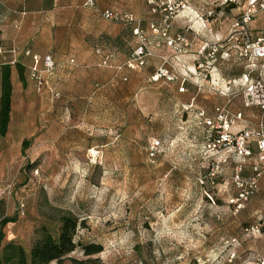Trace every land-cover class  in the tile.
<instances>
[{"label":"rangeland","instance_id":"obj_1","mask_svg":"<svg viewBox=\"0 0 264 264\" xmlns=\"http://www.w3.org/2000/svg\"><path fill=\"white\" fill-rule=\"evenodd\" d=\"M189 2L193 9L204 4ZM138 7L144 11L143 29L157 22ZM235 13L215 9L212 23L219 41L228 35ZM177 21L170 30L185 34L190 47L184 56L172 53L171 67L164 66L175 81H150L163 68L164 56L150 57L137 70H117L135 46L126 39L105 45L108 55L113 50L121 55L118 66L103 68L99 62L104 77L89 88L74 85L68 102L60 93L61 109L49 95L23 87L24 100H13V123L0 148V222L15 219L3 228L2 246L13 242L28 255L35 231L46 226L56 237L57 219L70 213L81 221L77 247L60 264H264V173L258 192L239 200L233 182L238 161L225 148L213 147L206 125L216 107L241 109L238 100L220 95L224 82L241 70L235 61L221 60V52L214 65L205 52L198 78L192 66L184 69L193 64L199 42L182 29L190 23ZM147 41L150 48L162 44L156 35ZM6 42L0 36L5 50ZM90 43L93 51L103 46ZM9 62L8 55L0 57V67ZM12 72L17 73L16 66ZM182 75L184 92L179 91ZM11 81L15 85V77ZM152 139L160 140L161 148L149 159ZM23 140L30 141L24 155ZM91 149L98 151L96 160ZM88 244L100 245L102 252L85 257L81 248Z\"/></svg>","mask_w":264,"mask_h":264},{"label":"built area","instance_id":"obj_2","mask_svg":"<svg viewBox=\"0 0 264 264\" xmlns=\"http://www.w3.org/2000/svg\"><path fill=\"white\" fill-rule=\"evenodd\" d=\"M146 4L151 14L157 17V22L149 25L151 34L159 36L163 46L171 50L174 56H184L190 43L182 32L171 33L172 22L179 20L190 23L182 29L193 33L198 38L200 30L213 35V29L209 23L213 20L215 9L227 8L230 11H236L231 18L226 38L219 41L216 36H213L211 40L201 44L196 56L199 59L208 52L210 62L214 63L216 61L214 56L221 52V60L229 62L234 59L241 67V72L236 78L224 82L225 92H220V95L230 101L238 100L241 109L216 107L213 120L206 122V125L211 128V133L214 135L213 147L225 148L226 153L238 161L234 169L233 182L239 191L238 199L247 201L258 192L259 181L264 173V0H204L203 6L195 9L191 8L189 0H146ZM83 6L95 9L107 22L131 28L136 47L123 66H118L117 70L122 67L128 70L140 69L144 67L148 58L154 56L147 41L148 33L142 27V20L117 10H98L93 0H86ZM96 53L102 57V65L107 66L108 56L102 54L100 49H97ZM3 54L4 50L0 45V56ZM23 57L30 62L25 66L27 79L33 84L35 91L38 94L46 91L51 99H60L61 94L49 84V78L56 69L52 56H39L25 50ZM15 64L17 61L12 62V65ZM165 65L171 67L167 58L162 60L163 68L156 70L150 77V81L178 79L164 67ZM202 67L203 63L196 64L193 75L196 74L197 78L201 76ZM184 81L185 75H182L180 92L185 90ZM246 111L249 113L248 119ZM254 118L256 120L252 123L251 120ZM160 148V140L152 139L146 150L149 159L155 158ZM89 154L91 159L96 160L98 151L91 149ZM246 167L249 168L250 174L243 176Z\"/></svg>","mask_w":264,"mask_h":264},{"label":"crops","instance_id":"obj_3","mask_svg":"<svg viewBox=\"0 0 264 264\" xmlns=\"http://www.w3.org/2000/svg\"><path fill=\"white\" fill-rule=\"evenodd\" d=\"M85 1L86 0H0V36L4 39L6 37L7 42L5 45H7L9 49L5 50L3 45H0L4 50V54H6V56L8 55L10 59L8 64L11 66V69L12 66H21L22 63L20 62H25L23 66L24 83H21L19 78L17 80V73H11V80L15 77L16 83L15 85L14 82L11 83L12 95L9 126L13 123V100L18 98L24 100L23 87H27V84L33 87V84L27 79V68L25 66L29 65L30 62L23 57V52L25 50H29L32 54H37L39 56H52L56 64V69L54 74L49 78V84L61 93L66 102H68L71 99L70 97L74 85L78 86L81 84L89 88L91 82L104 77V72L99 67V62L102 64V57L98 55L96 51H93L90 43L91 41L103 42V46L99 48L105 50H102V53L105 55L107 54L106 56L110 58L109 63L112 66H118V62L122 57L115 50L108 55L107 47H105L107 43L117 46L128 40H134L136 44V40L131 35L130 30L126 29L129 36L125 35L127 33L123 32L124 30L120 28L123 26H117V24L103 20L95 9L83 6ZM93 1L98 10H117L119 12L132 14L140 20H142L141 15L144 11L138 6H144L143 8L147 9L149 16L154 17L146 4V0ZM177 22L180 21L178 20ZM151 23L155 22L151 20L144 30L147 31L148 36L153 37L148 27ZM209 26L213 29V35L207 38L205 36L207 32L205 30H200V35L198 37L199 45L193 55L194 62L192 65L187 64V68L184 66V69L188 70L189 66L195 69L196 64L202 63V57L198 59L196 56L199 47L203 42L209 39L211 40L213 36L217 37V28L213 26L212 22L209 23ZM171 33H173V31H171ZM124 36H126V38ZM156 37L162 42L159 36ZM133 47L127 49V52L132 50ZM151 49L154 54L153 57L157 58L164 56L169 59L172 54L171 50L166 49L163 44L153 45ZM113 56H115L113 59L114 61L112 60ZM127 57L125 58L127 59ZM13 61H17V64L12 65ZM234 61V59L231 60V62ZM207 63L210 65L211 62L207 61ZM104 67L105 66H103V68ZM231 67L227 65L226 68L231 69ZM239 68L241 70V67ZM15 87L16 89H14ZM96 87L97 90L102 89V86ZM45 94L48 95L46 91H43L38 95L43 96ZM88 99L92 100V96L88 97ZM55 103L56 110L61 109L60 104L62 100L58 99ZM245 114L248 119L249 113L246 111ZM22 116H27L28 118L29 115L22 113ZM255 120V118L252 119V123H254ZM19 122L20 120L18 123ZM29 122L31 124V118ZM14 125H16V122ZM5 138L1 139L0 148H2V142ZM249 174V168L246 167L243 171V176H248Z\"/></svg>","mask_w":264,"mask_h":264},{"label":"trees","instance_id":"obj_4","mask_svg":"<svg viewBox=\"0 0 264 264\" xmlns=\"http://www.w3.org/2000/svg\"><path fill=\"white\" fill-rule=\"evenodd\" d=\"M121 26H123L125 29L130 30L131 33V28L129 26H124V25ZM135 47L136 44L133 47V49L130 50V54L128 55L127 59L129 58ZM100 51L102 53L101 49ZM16 71L20 82L24 83L23 66L17 65ZM153 74L154 73H152L150 77ZM51 87L55 91H57L53 86ZM11 95H12L11 66L9 64L1 65L0 67V141L1 139L5 138L8 131L10 111H11ZM29 143L30 141L28 140L22 141L21 143L22 155L25 154V150L29 146ZM13 222H15L14 218H5L0 222V252H1L0 264H50L52 262H56L57 264H60L70 253L74 252L77 247L74 238L78 227L81 225V221H79L78 218H76L74 215L70 213H64L60 215L59 218L57 219L56 223L59 226L57 228L56 237L52 235L51 231L46 226H40L35 231L36 238L30 247L28 255L25 253L22 246L15 244L13 242H9L6 245L2 246V241L4 239L3 228L7 223H13ZM81 249L85 257H90L102 252V247L97 244H88L83 246Z\"/></svg>","mask_w":264,"mask_h":264},{"label":"bare ground","instance_id":"obj_5","mask_svg":"<svg viewBox=\"0 0 264 264\" xmlns=\"http://www.w3.org/2000/svg\"><path fill=\"white\" fill-rule=\"evenodd\" d=\"M190 72H191V73H194V70H193V68H192V67H190Z\"/></svg>","mask_w":264,"mask_h":264}]
</instances>
